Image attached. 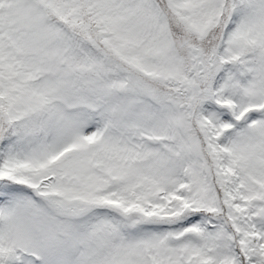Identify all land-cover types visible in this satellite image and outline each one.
I'll list each match as a JSON object with an SVG mask.
<instances>
[{
    "label": "snow or ice",
    "instance_id": "obj_1",
    "mask_svg": "<svg viewBox=\"0 0 264 264\" xmlns=\"http://www.w3.org/2000/svg\"><path fill=\"white\" fill-rule=\"evenodd\" d=\"M0 264H264V0H0Z\"/></svg>",
    "mask_w": 264,
    "mask_h": 264
}]
</instances>
